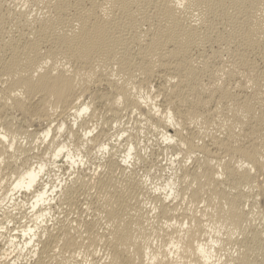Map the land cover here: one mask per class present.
<instances>
[{
	"label": "bare ground",
	"instance_id": "1",
	"mask_svg": "<svg viewBox=\"0 0 264 264\" xmlns=\"http://www.w3.org/2000/svg\"><path fill=\"white\" fill-rule=\"evenodd\" d=\"M0 264H264V0H0Z\"/></svg>",
	"mask_w": 264,
	"mask_h": 264
},
{
	"label": "rangeland",
	"instance_id": "2",
	"mask_svg": "<svg viewBox=\"0 0 264 264\" xmlns=\"http://www.w3.org/2000/svg\"><path fill=\"white\" fill-rule=\"evenodd\" d=\"M146 139H144V138H141V142H140V146H142V144L144 145L143 147H141L143 150L142 151H144L145 149L148 151V153L152 150L151 149V147L153 146L152 144H154L155 143V140L152 138V139H149L150 141H152V143L150 144L149 142H148V139L145 141ZM20 141V142H19ZM26 140L23 138V140H22V138L21 139H19L18 140V142H19V144L20 145H23L24 144V142H25ZM154 142V143H153ZM23 143V144H22ZM142 143V144H141ZM147 143V144H146ZM149 144V145H148ZM152 145V146H151ZM144 147H146V148H144ZM147 154V153H146ZM166 156H167V158H166ZM163 158H161V162H163V164H167V162H168V160H166V159H169L170 157H169V155L168 154H165L164 156H162ZM165 157V158H164ZM169 157V158H168ZM160 159V158H159ZM164 160V161H163ZM92 162V161H91ZM90 161L89 162H86V164L85 165H83V166H77V168H75V170L76 171H85L86 173H93V170H94V168L93 167H95V165L96 164H92V163H95V162H92L91 163ZM166 162V163H165ZM88 167V168H87ZM75 170H73V172L75 173L76 171ZM92 172H91V171ZM65 172L66 171H64V170H62L61 171V179H65L66 177H67V175L65 176ZM60 173V172H59ZM74 175V174H73ZM72 177V176H71ZM18 195V194H17ZM20 197V196H19ZM19 200H22V198H20ZM24 201V200H23ZM148 201L149 200H145L144 201V204H146V205H144V206H146V208L147 209H149L150 207H151V205H149V204H151L150 203V201H149V203H148ZM55 204V205H54ZM58 204L57 203H52V207H51V209H53V214H54V216H58V217H61L62 215H64L62 212H64V213H66L67 212V210H65L66 208H65V206L64 205H61V207L60 206H57ZM148 205V206H147ZM57 206V207H56ZM64 206V207H63ZM59 207V208H58ZM24 208H26V206L24 207ZM12 209V213H15V215H14V217L13 218H15L14 220H20L21 219V221H19V222H22V221H24V219H22V214H24L23 213V211H25V209H23L22 207H14V208H11ZM11 209H9V210H11ZM14 209V210H13ZM57 209H58V211H57ZM60 209H62L63 211H60ZM66 212H65V211ZM14 211V212H13ZM19 212V213H18ZM61 212V213H60ZM59 213V214H58ZM68 213V212H67ZM18 214V215H17ZM61 215V216H60ZM18 217V218H17ZM69 217H72V218H74V217H76V215L75 214H73V213H70L69 214ZM49 220H48V222L47 223H49V224H51V218H48ZM4 220V219H3ZM13 220V219H12ZM12 220H10L9 221V219L7 220V222H6V219L4 220V221H1V224H3L2 225V227H7L10 231H8V229H6V232H9V233H11V234H13L14 232H15V229L18 227V224L16 223V222H18V221H14L13 220V222H11ZM9 221V222H8ZM48 224V225H49ZM13 230V231H12ZM5 234H8V233H5Z\"/></svg>",
	"mask_w": 264,
	"mask_h": 264
}]
</instances>
